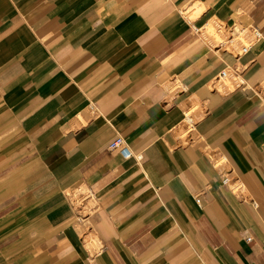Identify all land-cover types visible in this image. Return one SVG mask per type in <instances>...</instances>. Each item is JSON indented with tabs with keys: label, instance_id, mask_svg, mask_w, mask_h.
I'll return each instance as SVG.
<instances>
[{
	"label": "crops",
	"instance_id": "0c3cea01",
	"mask_svg": "<svg viewBox=\"0 0 264 264\" xmlns=\"http://www.w3.org/2000/svg\"><path fill=\"white\" fill-rule=\"evenodd\" d=\"M1 134L0 264H264V0H0Z\"/></svg>",
	"mask_w": 264,
	"mask_h": 264
},
{
	"label": "built area",
	"instance_id": "2783aa9c",
	"mask_svg": "<svg viewBox=\"0 0 264 264\" xmlns=\"http://www.w3.org/2000/svg\"><path fill=\"white\" fill-rule=\"evenodd\" d=\"M216 26L214 29L217 31L219 35H222L220 40L214 39V42L217 44L218 47H223L228 49L229 51L233 52L236 55H240L250 49L257 41L263 38V34L261 30L255 25H249L247 27H233L228 25L226 22L222 21H215ZM211 23V22H210ZM201 29H196L197 34L200 35L204 40L209 42L210 44L214 43L211 42V36L209 32L207 33L206 27ZM205 30V31H204ZM204 31V33H203ZM236 78V72L233 68L229 67L224 69L220 76L225 77L229 72ZM228 76V75H227ZM125 141L121 136H117L111 143V147H119L121 152L126 155V157H130L132 155L131 152L127 153V146L125 145ZM197 201L200 202V198H197Z\"/></svg>",
	"mask_w": 264,
	"mask_h": 264
},
{
	"label": "rangeland",
	"instance_id": "374dc122",
	"mask_svg": "<svg viewBox=\"0 0 264 264\" xmlns=\"http://www.w3.org/2000/svg\"><path fill=\"white\" fill-rule=\"evenodd\" d=\"M189 15V14H188ZM216 24V22L215 21H212L211 22V25H208L207 27H206V30H208L209 31V34L211 33L212 34V36H211V42H214V39H217V40H220L221 39V37H222V35H219L218 33H217V31L214 29V26H216L215 25ZM205 31V30H204ZM204 31H203V33H204ZM214 39H213V38ZM215 43V42H214ZM231 72V71H230ZM230 76V77H229ZM229 76H227V77H218L217 79L218 80H220L221 81V83H220V86L218 87V89H216V90H218L220 93H222V92H225V91H227V90H231V89H233V87H234V84H235V82L236 81H239V79L236 77L235 78V76L233 75V73L232 74H230ZM197 107H200L201 108V104H200V102H197L196 104H194L192 107H191V109H190V113H189V115H188V117H187V119H186V121L184 122V126H185V130L183 131L184 133H187L186 135H189L192 131H191V128H192V122H191V119H190V116H191V114L194 112V111H197ZM2 137L4 138V134H1L0 135V146H1V144H3L2 142H1V139H2ZM83 199V200H82ZM76 200L78 201V203H84V198L83 197H81L80 195H76ZM94 243V242H93ZM94 244H96V243H94Z\"/></svg>",
	"mask_w": 264,
	"mask_h": 264
},
{
	"label": "bare ground",
	"instance_id": "6f19581e",
	"mask_svg": "<svg viewBox=\"0 0 264 264\" xmlns=\"http://www.w3.org/2000/svg\"><path fill=\"white\" fill-rule=\"evenodd\" d=\"M209 31L207 30V33H208ZM210 35H212L211 33H210ZM231 74V72H229L227 75L229 76ZM227 75L225 76V77H227ZM223 77V76H222ZM230 77V76H229Z\"/></svg>",
	"mask_w": 264,
	"mask_h": 264
}]
</instances>
